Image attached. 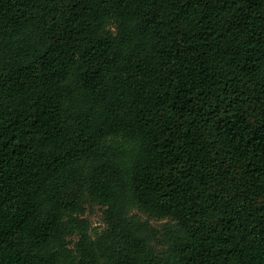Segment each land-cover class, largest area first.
Returning <instances> with one entry per match:
<instances>
[{
    "label": "trees",
    "instance_id": "trees-1",
    "mask_svg": "<svg viewBox=\"0 0 264 264\" xmlns=\"http://www.w3.org/2000/svg\"><path fill=\"white\" fill-rule=\"evenodd\" d=\"M0 264H264V0H0Z\"/></svg>",
    "mask_w": 264,
    "mask_h": 264
},
{
    "label": "rangeland",
    "instance_id": "rangeland-1",
    "mask_svg": "<svg viewBox=\"0 0 264 264\" xmlns=\"http://www.w3.org/2000/svg\"><path fill=\"white\" fill-rule=\"evenodd\" d=\"M86 217L91 221L93 227L103 228V212L100 207H93L88 210ZM153 225L156 227H161L165 222L164 221H153Z\"/></svg>",
    "mask_w": 264,
    "mask_h": 264
}]
</instances>
